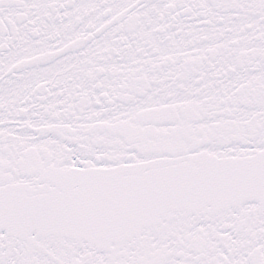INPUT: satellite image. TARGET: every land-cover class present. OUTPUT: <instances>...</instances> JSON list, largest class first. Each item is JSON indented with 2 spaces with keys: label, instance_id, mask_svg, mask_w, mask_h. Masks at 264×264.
Here are the masks:
<instances>
[{
  "label": "snow or ice",
  "instance_id": "1",
  "mask_svg": "<svg viewBox=\"0 0 264 264\" xmlns=\"http://www.w3.org/2000/svg\"><path fill=\"white\" fill-rule=\"evenodd\" d=\"M0 264H264V0H0Z\"/></svg>",
  "mask_w": 264,
  "mask_h": 264
}]
</instances>
